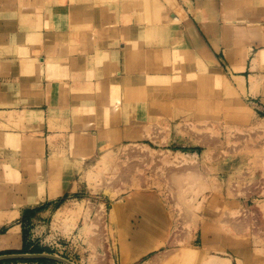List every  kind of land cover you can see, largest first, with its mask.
<instances>
[{
    "label": "rangeland",
    "instance_id": "obj_1",
    "mask_svg": "<svg viewBox=\"0 0 264 264\" xmlns=\"http://www.w3.org/2000/svg\"><path fill=\"white\" fill-rule=\"evenodd\" d=\"M184 1L44 0L55 8L101 6L117 23L147 26L142 44L159 48L147 65L166 80L149 78L141 90L134 79L127 83L136 103L118 107L122 122L113 125L125 123L130 135L105 129L116 136L100 138L106 145L77 171L71 192L44 218L23 219L24 247L0 255L49 254L73 264H264V115L233 88L220 53L207 71L172 65L173 33L166 28L173 11L186 17L177 5L187 8ZM202 1L222 3L221 10L232 2L237 11L224 15L242 22L235 30L253 22L247 16L264 22V0ZM216 14L220 23L223 14ZM40 260L0 264H63Z\"/></svg>",
    "mask_w": 264,
    "mask_h": 264
},
{
    "label": "crops",
    "instance_id": "obj_2",
    "mask_svg": "<svg viewBox=\"0 0 264 264\" xmlns=\"http://www.w3.org/2000/svg\"><path fill=\"white\" fill-rule=\"evenodd\" d=\"M184 2L187 8L177 5L186 17L180 19L173 11L166 28L173 33L172 65L207 71L218 64L220 53L235 81L233 88L264 115V28L255 29L254 37L245 30L246 43L231 30L225 54L224 20L230 26L242 23L224 15L229 9L237 11L233 3L221 10L222 3L215 8L202 0L196 5ZM190 9L199 13L200 21ZM216 12L223 14L220 23ZM201 24L216 40L217 50L200 31ZM148 35L147 26L117 23L101 6L55 8L44 0H0V243L7 244H0V253L23 247V219L44 218L71 192L77 171L106 145L100 138L116 136L105 129L120 127L119 138L130 135L125 123L113 125L122 122L115 116L118 107L136 103L127 83L134 79L139 85L135 90H141L149 78L166 80L148 66L159 51L157 43L142 44ZM243 45L250 47L246 58ZM199 47H206L212 59H204ZM207 77L211 81L212 75Z\"/></svg>",
    "mask_w": 264,
    "mask_h": 264
},
{
    "label": "bare ground",
    "instance_id": "obj_3",
    "mask_svg": "<svg viewBox=\"0 0 264 264\" xmlns=\"http://www.w3.org/2000/svg\"><path fill=\"white\" fill-rule=\"evenodd\" d=\"M153 4L155 5V2H153ZM259 12H260V10H258L257 12H255L257 15H259ZM212 13V12H211ZM263 14H264V11H263ZM193 15L195 16L194 18L197 20V21H200L199 20V15H198V13L197 12H193ZM175 16L176 17H178V18H180L181 19V16L179 15V13H178V16H177V14H175ZM263 16V15H262ZM250 17L249 16H247V19L249 20V21H253V22H249V23H245L244 24V26L246 27H244V28H239V30H236V31H238L240 34H241V36H243V37H245L246 36V33H244L245 32V30H248V28H249V33H250V36L251 37H254L255 36V32H254V30L255 29H257V28H264V25L261 23V22H259L260 20L259 19H257V20H250L249 19ZM171 21H175V18H172L171 19ZM215 22V21H214ZM180 25V24H179ZM207 27V26H206ZM205 26H202V24L200 25V31H202V34L206 37V39H207V41L210 43V45L212 46V48L213 49H215V50H217L218 49V44H217V42H216V40H214L212 37H210V35H209V33H208V30H207V28H206ZM234 29V26H230L229 25V22H228V20H224V22H223V25H222V28H221V31H222V34H223V46H225V54H226V44H227V46L228 47H230L229 45H231V40H230V37H232V36H230L231 35V30H233ZM260 30V29H259ZM199 31V32H200ZM233 33V32H232ZM260 34V33H259ZM220 36V35H219ZM194 39V38H193ZM201 40V39H200ZM192 41V40H191ZM204 46H205V44H204ZM249 48L250 47H248V49L246 50V54L247 53H249ZM208 50V49H207ZM198 53L204 58V59H209V57H208V55H207V53H206V49L204 48V47H199L198 48ZM258 54H260L261 55V51H259V53ZM203 61V60H202ZM253 61H255V58L253 59ZM204 62V61H203ZM211 63V62H210ZM130 82V81H129ZM128 82V83H129ZM132 85V84H131ZM133 85H138V82H133ZM139 86V85H138ZM157 86V85H156ZM144 87V86H143ZM164 87V86H163ZM157 89V88H156ZM165 90V89H164ZM155 91V90H154ZM145 93V92H144ZM130 100V99H129ZM116 109V108H115ZM199 145L201 146V147H203V148H206L207 146H208V144H207V142H205L204 140H202L200 143H199ZM65 205H63L61 208H63ZM60 213V212H59ZM58 214V213H57ZM239 224V223H238ZM241 224V223H240ZM261 225V224H260ZM263 225V224H262ZM264 226V225H263ZM260 227V226H259ZM259 227H258V229H259ZM256 228V227H255ZM261 228V227H260ZM259 231V230H258ZM264 231V230H263ZM261 232V231H260ZM262 236V235H261Z\"/></svg>",
    "mask_w": 264,
    "mask_h": 264
},
{
    "label": "water",
    "instance_id": "obj_4",
    "mask_svg": "<svg viewBox=\"0 0 264 264\" xmlns=\"http://www.w3.org/2000/svg\"><path fill=\"white\" fill-rule=\"evenodd\" d=\"M35 258L54 260V261L61 262L63 264H73L66 259H63V258L58 257L56 255H49V254H5V255H0V261L18 260V259H35Z\"/></svg>",
    "mask_w": 264,
    "mask_h": 264
},
{
    "label": "trees",
    "instance_id": "obj_5",
    "mask_svg": "<svg viewBox=\"0 0 264 264\" xmlns=\"http://www.w3.org/2000/svg\"><path fill=\"white\" fill-rule=\"evenodd\" d=\"M23 247H24V246H23ZM40 261H43V262H45V261H49V260L42 259V260H40Z\"/></svg>",
    "mask_w": 264,
    "mask_h": 264
}]
</instances>
